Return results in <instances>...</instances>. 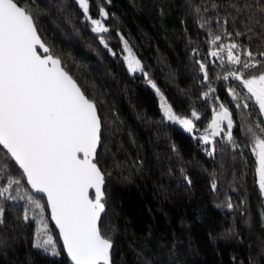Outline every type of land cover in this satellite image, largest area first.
I'll return each instance as SVG.
<instances>
[{"label": "trees", "instance_id": "obj_1", "mask_svg": "<svg viewBox=\"0 0 264 264\" xmlns=\"http://www.w3.org/2000/svg\"><path fill=\"white\" fill-rule=\"evenodd\" d=\"M18 2L33 12L51 54L97 105L102 121L98 166L105 175L99 228L112 241L111 264H264V201L246 131L252 127L259 134L254 126L264 118L251 100L245 110L228 95L229 87L244 95L246 89L222 78L232 67L227 52L221 54L223 65L207 55L215 48L209 33L221 35L219 43L225 45L235 41L253 53L264 51V29L256 24L247 32L257 0H89L92 18L101 19V8L107 13L106 33L92 31L76 0ZM244 3L253 8L236 13L232 5ZM236 31L247 34L236 37ZM124 41L174 114L192 118L195 110L200 115L192 132L167 120L156 90L141 72L128 70ZM198 60L209 68V83L202 82ZM258 71L264 67L251 74ZM209 87L215 91L205 98ZM216 98L233 115L238 147L224 139L223 131L211 137L213 144L200 139L213 110H219ZM6 160L0 149V167ZM25 204L4 202L0 264H70L47 209L58 254L33 246L39 225L31 214L29 221L23 219Z\"/></svg>", "mask_w": 264, "mask_h": 264}, {"label": "snow or ice", "instance_id": "obj_2", "mask_svg": "<svg viewBox=\"0 0 264 264\" xmlns=\"http://www.w3.org/2000/svg\"><path fill=\"white\" fill-rule=\"evenodd\" d=\"M76 3L94 33L108 32L102 22L107 18L103 8L100 9L101 19H95L89 13V0H76ZM232 7L239 14L252 9L253 5L244 3L243 7ZM256 12L264 14V3L260 0L255 11L248 15L247 32H253L252 25L256 24L264 29V17H257ZM246 34L235 32L236 37ZM225 35L231 37L232 33ZM261 38L264 41V33ZM220 41L221 35L209 33V44L215 48H210L207 55L213 60L219 58L223 65L221 54L226 51L227 63L232 67L222 78L238 81L246 89L244 95L236 87H229L228 95L237 102V108L245 110L250 108L246 101L254 100L259 114L264 116V71L251 74L252 69L264 67V51L253 53L238 42L225 45ZM101 43L107 47L103 37ZM124 51L128 70L141 72L160 96L163 116L192 132L194 121L199 120L200 115L195 110L192 118L174 114L126 41ZM242 55L247 59L242 60ZM196 63L202 82L209 83V68L199 60ZM214 91L209 87L203 95L207 98ZM242 100L245 102L241 104ZM216 102L219 103L218 98ZM224 122L226 129L221 128ZM234 126L232 113L224 103H219V110H213L211 122L200 139L205 144H213L211 137L223 131L224 139L234 148L238 147ZM254 127L259 134L252 127L246 131L256 156L259 190L264 194V121ZM208 130H211L210 136ZM101 143L102 121L96 103L65 70L61 60L51 54L39 34L33 12L18 0H0V146L7 158L0 167V224L4 223V202L24 200L23 219L29 221L31 214L37 217L39 225L34 247L51 249L53 255L58 254L45 220L47 209L71 264H111L112 241L98 227L105 210V175L98 166ZM213 151L208 155H213ZM25 180L26 187L23 186ZM212 187L215 190L217 185L213 183ZM90 190H94V198ZM43 197H46V205L41 202ZM232 206L228 204L229 208Z\"/></svg>", "mask_w": 264, "mask_h": 264}, {"label": "water", "instance_id": "obj_3", "mask_svg": "<svg viewBox=\"0 0 264 264\" xmlns=\"http://www.w3.org/2000/svg\"><path fill=\"white\" fill-rule=\"evenodd\" d=\"M41 54H42V53H41ZM258 109H259V108H258ZM0 149L2 150V146H0ZM98 150H99V147H98ZM2 151H3V153H4V150H2ZM12 163L14 164V162H12ZM25 183H26V180H25ZM104 188H105V185H104ZM94 195H95L94 190H90V196H91L92 198H94ZM43 199H44L45 202L47 203V201H46V197H43ZM104 212H105V210H104ZM104 212L101 213V218H102ZM48 214H49V221H50V223L52 224L53 228L55 229V231H56V233H57V235H58V237H59V241H60V243H61V246H62V248H63V242H62V240L60 239L59 232H58V230L55 228L54 223L51 221V218H50V211H48ZM100 221H101V220H100ZM100 221L98 222V227H99V225H100ZM63 251H64V254H65L66 259H67L68 262L71 264L70 258L67 256V253H66V251L64 250V248H63Z\"/></svg>", "mask_w": 264, "mask_h": 264}, {"label": "rangeland", "instance_id": "obj_4", "mask_svg": "<svg viewBox=\"0 0 264 264\" xmlns=\"http://www.w3.org/2000/svg\"><path fill=\"white\" fill-rule=\"evenodd\" d=\"M245 94H246V92H245ZM252 101V103L258 108V106L254 103V100H251ZM259 110V109H258ZM263 118H264V116H263ZM234 125H235V123H234ZM225 126V128H226V124L224 125ZM248 128V127H247ZM203 135H205V134H203ZM202 135V136H203ZM208 135L210 136V134L208 133ZM212 139V138H211ZM257 164V163H256ZM256 174H257V171H256ZM257 185H258V175H257ZM258 188H259V185H258ZM260 191V190H259ZM261 193V192H260ZM261 196H262V199H263V201H264V194H261Z\"/></svg>", "mask_w": 264, "mask_h": 264}]
</instances>
